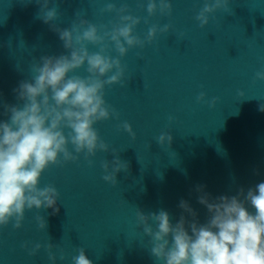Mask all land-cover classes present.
<instances>
[{
    "label": "water",
    "instance_id": "obj_1",
    "mask_svg": "<svg viewBox=\"0 0 264 264\" xmlns=\"http://www.w3.org/2000/svg\"><path fill=\"white\" fill-rule=\"evenodd\" d=\"M109 2L117 8L127 3L130 14L141 18L134 30L141 39L152 25L171 28L120 58L122 82L104 89L106 104L119 118L94 124L109 151L87 159L80 153L42 173L39 187L58 190L59 211L33 208L25 211L21 228L14 221L0 227V264H53L44 247L29 255L36 243L56 245L55 264H72L79 248L93 264H159L150 254V238L137 227V208L145 214L164 209L175 224L182 214L192 220L178 206L185 200L204 224L209 213L198 202L197 186L215 198L237 195L241 188L246 194L264 182V80L256 79L264 70V0H230L234 14L218 10L204 27L195 19L204 0H171L170 16L157 11L151 17L147 0H56L58 5L53 0L49 7H58V18L52 23L70 28L82 17L110 30L118 17L102 11ZM40 7L36 0H0V120L7 119L3 104L20 103L13 90L31 80L42 56L69 54L58 34L38 19ZM89 50L99 49L89 45ZM108 54L118 56L114 46ZM86 68L75 74L87 76ZM201 92L205 101L198 102ZM162 132L173 137L170 147L157 143ZM113 151L129 165L117 173L116 185L102 179L101 163L111 162Z\"/></svg>",
    "mask_w": 264,
    "mask_h": 264
},
{
    "label": "clouds",
    "instance_id": "obj_2",
    "mask_svg": "<svg viewBox=\"0 0 264 264\" xmlns=\"http://www.w3.org/2000/svg\"><path fill=\"white\" fill-rule=\"evenodd\" d=\"M50 2L53 0H36L41 5L38 19L49 24L58 34L69 54L42 56L32 67L35 75L31 80L20 81L13 90L20 103L3 104V115L7 119L0 120V227L14 221L13 227L21 228L25 211L33 208H51L54 214L59 211L58 190L52 185L39 187L42 173L50 165L75 161L80 153H84L87 159L95 156L98 150L109 151V145L101 140L94 128L98 121L119 118V114L106 104L105 86L122 82L125 68L120 58L129 49L143 48L146 42L151 43L156 38L158 32L167 33L171 28L170 24L163 27L152 25L141 39L134 33L141 18L130 14L127 3L117 8L112 2L102 9L117 14L118 21L110 30L104 25L98 28L79 17V13H76L78 23H73L70 28H60L52 23L58 18V7H49ZM229 4L230 0H204L195 19L204 27L218 10L234 14ZM146 11L149 17L157 11L170 16L171 0H147ZM144 22L148 23L147 18ZM101 28L104 29L102 34ZM89 45L99 50L90 51ZM110 46H114L118 56L108 54ZM85 65L88 75H76L77 70ZM256 79L264 80V70L256 73ZM205 95L201 92L197 101H205ZM216 100L208 101L209 106L214 107ZM260 110L264 111V105ZM122 127L135 139L129 123L124 122ZM172 139L169 132H162L156 141L161 147L165 143L170 147ZM112 153L115 158L111 162L105 160L101 163L102 179L116 185L117 173L127 171L129 165L119 159L117 152ZM89 164H92L91 160ZM204 188L200 185L196 189L200 193L198 202L209 213L204 224L198 222L196 211L185 200H181L178 206L192 220L182 214L175 224L164 209L145 214L137 208V227L150 238V254L159 264H264V182L249 188L246 194L241 188L237 195L215 198ZM249 205L255 209L254 213L249 211ZM37 221L39 228L45 230L44 217L38 216ZM22 247L28 249V242ZM42 247L55 264L57 257L52 249L56 245L51 243L34 244L29 255H36ZM77 252L72 257V264H93L83 248ZM59 258H65L62 251Z\"/></svg>",
    "mask_w": 264,
    "mask_h": 264
}]
</instances>
